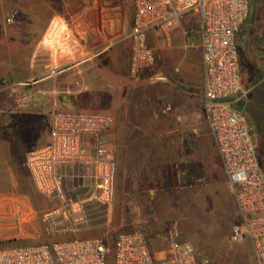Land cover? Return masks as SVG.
<instances>
[{
    "label": "rangeland",
    "instance_id": "1",
    "mask_svg": "<svg viewBox=\"0 0 264 264\" xmlns=\"http://www.w3.org/2000/svg\"><path fill=\"white\" fill-rule=\"evenodd\" d=\"M263 8L264 0H250V13L238 35V43L241 82L247 83L246 89L254 86L247 98L245 116L264 171V23L260 18ZM10 15L14 17L7 24L6 19ZM33 22L34 17L28 13V0H5L0 8V30L15 29L17 34L13 38L27 40L34 33L29 29ZM182 24L188 28L187 37H194L199 43V18H184L179 27ZM39 46L44 51V47ZM45 53L48 56V52ZM21 55L26 56V53ZM32 82L8 88L0 94L5 117L0 125V249L93 238H102L110 245L118 232L130 231L135 218L138 227L147 231L151 229L153 235L160 234L167 242L176 231L175 239L189 242L200 261L208 264H256L248 240L231 241L230 231L239 217L234 205L228 203L219 187L210 183L207 177L208 171L214 177L217 154L201 97L196 98L194 110L185 115V121L179 120L176 124L165 118L149 127L151 134L160 135L163 140L147 143L151 154L143 160L141 168L133 169L129 165L124 156L127 144L111 139L107 133L106 140L114 150L117 168L113 200L110 206H103L90 200L93 187L89 178L72 177L84 174L77 167L66 171L65 201L46 196L36 189L24 162L33 140L45 131L48 119L50 122L51 113L38 114L30 110L29 106L35 99L30 90ZM141 82L154 86L165 81L149 84L144 80L138 83ZM2 84L11 85L8 81ZM107 105L104 101L103 107L85 111L107 113L113 117ZM12 110L14 112L10 113ZM124 128L138 129L132 125ZM154 150L155 154H152ZM4 151L24 154L12 159L13 162L20 161V164L3 165L1 155ZM205 158L210 160L209 170L204 165ZM131 175L135 177L133 185H137L138 193L150 192L156 196L154 202L143 201L141 206L135 207L132 221L125 217V212L129 211L125 198ZM4 215L8 218H2ZM106 264H113L112 259L109 258Z\"/></svg>",
    "mask_w": 264,
    "mask_h": 264
},
{
    "label": "built area",
    "instance_id": "2",
    "mask_svg": "<svg viewBox=\"0 0 264 264\" xmlns=\"http://www.w3.org/2000/svg\"><path fill=\"white\" fill-rule=\"evenodd\" d=\"M133 7L129 73L137 82L165 81L155 68L149 35L167 38L187 16L199 18L203 109L239 217L230 239L248 240L256 264H264V172L245 116L252 88H245L239 74L238 35L249 16L250 0H133ZM13 17H7L6 23ZM260 18L264 23V8ZM69 40L64 30L42 39L49 58L47 76L62 68L61 57L70 54ZM262 63L264 67V53ZM113 123L107 113L53 110L46 144L30 151L24 162L36 189L65 201V169L77 167L84 174L72 177L92 182L90 200L110 206L117 163L106 135ZM173 233L162 258L155 256L143 230H131L118 232L110 245L93 238L0 249V264H106L109 258L113 264H208L197 258L189 242L176 240L177 232Z\"/></svg>",
    "mask_w": 264,
    "mask_h": 264
},
{
    "label": "crops",
    "instance_id": "3",
    "mask_svg": "<svg viewBox=\"0 0 264 264\" xmlns=\"http://www.w3.org/2000/svg\"><path fill=\"white\" fill-rule=\"evenodd\" d=\"M4 1L0 0V8ZM133 12V0H28V13L34 17L29 29L34 33L27 40H21L13 38L17 34L15 29L0 30V94L8 88L33 81L30 90L35 99L29 107L38 114H50L55 109L85 111L103 107V102L107 101L114 121L110 138L127 144L124 156L136 169L143 167V160L151 154L147 143L162 139L160 135L151 134L149 127L165 118L176 124L179 120L185 121V115L194 110L197 97L202 98L203 104L204 73L200 42L194 37L188 38V28L182 24L167 38L156 34H150L148 38L155 53V68L165 77V82L147 86L133 80L129 73ZM191 16L195 15L186 18ZM63 30L70 37V54L61 57L59 71L47 76L45 67L49 58L39 49V43L45 36ZM5 81L11 85L3 86ZM0 103L2 125L5 117L1 98ZM45 125V131L33 140L30 151L46 144L50 133L49 119ZM130 125L140 130L124 128ZM152 152L155 154V150ZM23 155L4 151L2 164L18 166L20 161L13 162L12 159ZM216 156L214 177L210 171L207 177L235 207L218 154ZM203 162L209 170L210 160L205 158ZM73 168L69 167L65 172ZM130 180L125 198L129 211L125 212V217L132 221L135 207L141 206L143 201L154 202L156 196L150 192L138 193L137 185H133V175ZM131 225L130 231L143 230L147 234L156 257L167 255L168 242L164 236L153 235L151 229L138 227L135 218Z\"/></svg>",
    "mask_w": 264,
    "mask_h": 264
},
{
    "label": "trees",
    "instance_id": "4",
    "mask_svg": "<svg viewBox=\"0 0 264 264\" xmlns=\"http://www.w3.org/2000/svg\"><path fill=\"white\" fill-rule=\"evenodd\" d=\"M264 172V171H263Z\"/></svg>",
    "mask_w": 264,
    "mask_h": 264
}]
</instances>
